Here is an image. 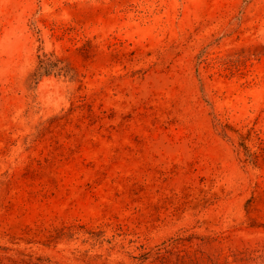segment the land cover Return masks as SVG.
Here are the masks:
<instances>
[{
    "label": "rangeland",
    "instance_id": "obj_1",
    "mask_svg": "<svg viewBox=\"0 0 264 264\" xmlns=\"http://www.w3.org/2000/svg\"><path fill=\"white\" fill-rule=\"evenodd\" d=\"M0 264H264V0H0Z\"/></svg>",
    "mask_w": 264,
    "mask_h": 264
},
{
    "label": "trees",
    "instance_id": "obj_2",
    "mask_svg": "<svg viewBox=\"0 0 264 264\" xmlns=\"http://www.w3.org/2000/svg\"><path fill=\"white\" fill-rule=\"evenodd\" d=\"M51 65H47L45 59L40 57L38 67L36 68L35 72L33 73L34 78H38L42 75L47 74L48 70L52 68L51 70H57L58 74H65L63 73V69L61 67H58V61L54 62L51 61Z\"/></svg>",
    "mask_w": 264,
    "mask_h": 264
}]
</instances>
